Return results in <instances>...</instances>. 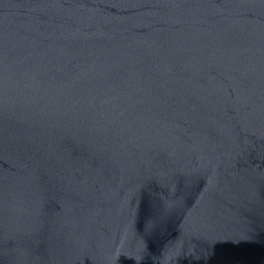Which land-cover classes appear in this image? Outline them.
Segmentation results:
<instances>
[{"label": "water", "instance_id": "1", "mask_svg": "<svg viewBox=\"0 0 264 264\" xmlns=\"http://www.w3.org/2000/svg\"><path fill=\"white\" fill-rule=\"evenodd\" d=\"M0 264H264V0H0Z\"/></svg>", "mask_w": 264, "mask_h": 264}]
</instances>
